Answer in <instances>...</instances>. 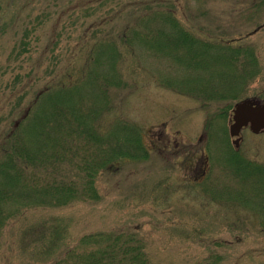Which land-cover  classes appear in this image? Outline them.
Masks as SVG:
<instances>
[{"label": "rangeland", "instance_id": "obj_1", "mask_svg": "<svg viewBox=\"0 0 264 264\" xmlns=\"http://www.w3.org/2000/svg\"><path fill=\"white\" fill-rule=\"evenodd\" d=\"M131 2L181 3L185 13L177 11L176 16L194 35L232 47L251 46L259 74L236 98L207 109L198 95L163 85L166 77L174 82L184 73L178 63L144 48L134 52L119 45L118 69L125 84L111 89L114 108L107 122L138 127L148 158H124L116 164L118 170H101L96 177L99 201L30 209L9 224L0 264H50L82 235L114 230L144 236L151 258L162 264H264V173L256 171L244 180L232 165L239 158L264 169V132L243 129L236 148L230 131L237 102L264 101V5L257 8L264 0H0V131H12V123L55 70L68 66L70 80H77L96 34L122 32L130 7L99 28L98 21ZM55 29L58 42L43 53ZM81 37L85 44L78 43ZM37 63L40 73L23 91L19 107L13 94L3 103L2 95L24 84ZM186 80L196 91L194 77ZM224 81L226 77L212 80L208 88L224 86ZM113 130L115 135L118 130ZM123 142L99 147L112 160L115 150L128 148ZM234 191L239 201H231ZM40 226L46 228L44 239L35 240L28 230Z\"/></svg>", "mask_w": 264, "mask_h": 264}, {"label": "trees", "instance_id": "obj_2", "mask_svg": "<svg viewBox=\"0 0 264 264\" xmlns=\"http://www.w3.org/2000/svg\"><path fill=\"white\" fill-rule=\"evenodd\" d=\"M79 3L83 2H78L77 6ZM257 3V8L264 5V2ZM126 7L130 9L123 31L117 35L96 34L95 42L85 53V64L78 72L77 80H70L68 66L55 70L54 76L37 92L20 119L15 125L12 123V131L7 134L3 129L0 131V247L5 228L30 209L99 201L101 194L96 187V177L101 170V173L118 170L116 164L124 158H148L138 127L129 122H107L106 116L114 108L110 100L111 89L121 90L125 84L118 69L122 59L120 46L134 52L139 50L138 47L144 48L178 63L184 73L174 82H170L171 77H166L163 85L180 93L198 95L207 109L214 102L219 104L236 98L234 95L259 74L251 46L232 47L223 40L216 42L194 35L176 16L177 11L185 13L178 2L123 4L113 16L101 19L95 27L115 20ZM253 7L256 8L254 4ZM50 33L43 53L48 49L52 51L58 42L60 34L57 30ZM86 41L81 37L78 43L85 44ZM39 65L31 67L24 84L13 88L11 94L2 95L3 103L13 94L17 97L16 107H19L23 91L40 73ZM189 77H194L196 91L189 86L186 80ZM222 77L227 79L224 86L208 88L212 80ZM237 84L241 87L237 88ZM114 127L118 130L115 135ZM108 133L113 134L112 139ZM123 139H126L127 151L123 148L115 150L112 160H108L106 151L103 152L99 145L106 147L107 143H112L117 147L124 143ZM86 149L89 155V152L83 153ZM235 159L233 168L239 174L242 172L244 180L256 175V171L264 173V169L252 162ZM71 169L77 172L74 177L70 176ZM260 174L258 176H263ZM261 186L260 183L259 188ZM236 195L231 201L240 200ZM43 230L46 233L44 226L32 227L28 232L38 240L44 239ZM50 264L162 263L151 258L144 236L114 230L82 235L74 245L51 259Z\"/></svg>", "mask_w": 264, "mask_h": 264}, {"label": "water", "instance_id": "obj_3", "mask_svg": "<svg viewBox=\"0 0 264 264\" xmlns=\"http://www.w3.org/2000/svg\"><path fill=\"white\" fill-rule=\"evenodd\" d=\"M230 122L232 142L238 148L243 128L250 126L256 134L264 132V102L257 98L237 102L231 111Z\"/></svg>", "mask_w": 264, "mask_h": 264}]
</instances>
